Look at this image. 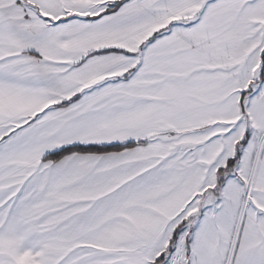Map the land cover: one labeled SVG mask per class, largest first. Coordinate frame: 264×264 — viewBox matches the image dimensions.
I'll return each mask as SVG.
<instances>
[{
  "label": "snow or ice",
  "instance_id": "snow-or-ice-1",
  "mask_svg": "<svg viewBox=\"0 0 264 264\" xmlns=\"http://www.w3.org/2000/svg\"><path fill=\"white\" fill-rule=\"evenodd\" d=\"M0 264H264V0H0Z\"/></svg>",
  "mask_w": 264,
  "mask_h": 264
}]
</instances>
